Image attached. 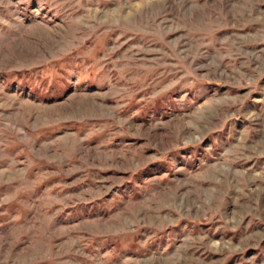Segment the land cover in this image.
Masks as SVG:
<instances>
[{"label":"rangeland","instance_id":"obj_1","mask_svg":"<svg viewBox=\"0 0 264 264\" xmlns=\"http://www.w3.org/2000/svg\"><path fill=\"white\" fill-rule=\"evenodd\" d=\"M0 264H264V0H0Z\"/></svg>","mask_w":264,"mask_h":264}]
</instances>
